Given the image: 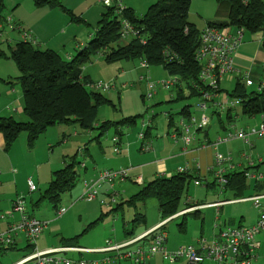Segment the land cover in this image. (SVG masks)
Listing matches in <instances>:
<instances>
[{
    "label": "rangeland",
    "instance_id": "obj_1",
    "mask_svg": "<svg viewBox=\"0 0 264 264\" xmlns=\"http://www.w3.org/2000/svg\"><path fill=\"white\" fill-rule=\"evenodd\" d=\"M41 1V2H40ZM45 0H3V12H2V20L0 26V62L3 64V68L7 70L6 62L4 60L10 61L12 64L13 72L18 71V67L14 60L8 58L6 55H9L11 52V48L16 45L15 37H12L11 31L20 33L24 37L25 33L33 34L31 31L33 27L43 26V28H48L50 33L49 40L42 39L41 48H55L59 50L63 57L69 59L66 54H71V60L77 55L78 50L76 47L77 42H80L76 35H81L83 37L87 36V33H92L97 27V23L102 15V11L106 9V7L99 2V0H59V4L55 6H50L44 2ZM208 1V2H207ZM122 4L131 5L135 12L139 15L143 14L151 4L156 2V0H121ZM39 3V4H38ZM212 4V7H206ZM65 5L64 7L60 6ZM206 5V6H204ZM218 4L216 0H192L190 5V21L198 22V25L201 26L203 20L200 19L202 14L205 13L217 14ZM1 14V13H0ZM75 16L82 17L84 21L78 22L74 19ZM206 16V15H205ZM218 18V17H217ZM202 20V22H200ZM66 27L67 31L63 32L61 28ZM81 33V34H80ZM15 34H13L15 36ZM249 32L245 33V39L249 35ZM35 37V35L33 34ZM48 38V37H46ZM48 44L47 46L45 45ZM89 44V41L83 43L82 46ZM15 67V68H14ZM88 67V68H87ZM86 68V70H85ZM84 70L86 74H89L93 81L95 82H103V83H112L115 81L114 87L108 89H100L99 91L103 92L107 97L112 99L113 104H106L99 106L98 110V119L99 120H112V121H120L125 117L130 115H139L136 120V123L131 126L124 128L123 139L121 148L123 149L122 154L126 153L129 150V145H131L130 150H132L133 155H138L140 152L141 140L139 139L140 132H145L149 125H151V131L154 135H157L158 132L162 133L158 135V138L165 139L164 136L166 132L167 124V116L163 114L164 111H169L174 114V124L170 126V128L175 130V126L178 125L180 121L181 115L177 112L186 104L196 105L199 97L193 96L187 99H177L176 92L166 90V89H158L159 94L155 95L153 98H146L144 95L146 94V81L140 80V74L144 73V75H148L154 81L159 79L166 78L169 74L163 69L161 66H151L149 70H145L141 66V60H122L114 63H108L101 55H95L92 57V60L88 62ZM12 74V73H11ZM10 74V75H11ZM0 79V86L5 87L6 83L9 81V76ZM20 85L18 78H13V83ZM123 83H126L125 87H122ZM19 85L16 86L17 89ZM148 86V84H147ZM234 87V83L230 84L226 87L228 90H232ZM256 86L249 87V91L255 89ZM172 93L174 98L171 100H166L165 95ZM145 98V99H144ZM238 112L240 116L235 121L234 127H228L227 125V133L236 132L237 130L245 129L249 131L253 127H258L261 123L260 115L255 117H249L247 115L242 114V108L236 109L233 113ZM220 125V121L217 117L212 118L211 126L218 127ZM66 133L63 135V138L67 137L70 139L69 142H63L62 133L63 131ZM81 128L78 124H72L71 126L65 124H55L49 126L44 133H42L34 146L28 145V133L26 131H22L17 139L21 137H26L27 145L32 150L35 151L38 159L47 162L49 156L52 154V149L54 155L51 157H55V159L59 158V155L66 151H71L74 149V153L77 152V142L78 137L81 132ZM118 132L114 126H111L105 134L101 136V146L102 149L105 150L103 153L100 150V144L97 145L98 153L101 155H105L106 158L100 161H97L99 164L98 170L105 168H116V159L121 157L120 154L116 153L114 150V144L112 139ZM214 133V130H213ZM79 134V135H76ZM100 131L96 130L94 136L99 135ZM82 135V134H81ZM223 135V136H224ZM264 136L252 134L250 135V142H257L259 152H263L264 144H263ZM156 139V140H161ZM52 142L53 145H49ZM234 143H237L234 145ZM231 141L230 145H234L235 151H237V156L239 159L240 153L243 151L256 153V148H250L249 144H246L244 147H239L241 142ZM232 150V152H233ZM239 153V154H238ZM46 154V155H45ZM73 154V153H72ZM76 154V153H75ZM257 154V153H256ZM96 157V155H95ZM88 159L85 154H77V160L79 162H84ZM92 162V160H91ZM44 163V162H43ZM94 163H91L89 168L93 167ZM81 169V176L78 180V183L75 187L66 193L63 194L62 199L58 205V209L60 207L68 208L67 212L59 216L57 214V208H54L53 203L49 200L45 199L39 203V205H35V201L40 197L41 192L48 186L50 179H47L46 182L42 183V189H37L33 193V201L29 196L26 201V208L28 212H31L36 218L40 219L47 223V227L43 233L40 234L45 237V240L49 242V244H60V240L65 237L73 238L77 237L74 242V245L89 248L92 246L95 248H99L105 245L107 240H113L114 242L118 241L117 238H121L125 235L124 229L132 230L135 225L133 224L134 220H132L128 226L125 228L122 226V222L124 220V216L128 214V208L132 207L125 204L124 208L118 210H112L119 203L124 202L125 194L124 190L119 188V182H115L114 188L110 191H106V186H104L100 190V194L97 200L87 201L84 198H81L82 188H83V177L84 172ZM123 169V168H120ZM116 169V170H120ZM87 178H93L92 175L87 174ZM127 181V180H126ZM36 183V182H35ZM131 184L130 182H128ZM37 184V183H36ZM38 186V184L36 185ZM203 186H196L194 183V179H192L191 184L189 186V191L184 194V200H186L187 194L190 193L192 196H201ZM202 191V192H201ZM116 197V202L109 204L101 203V200H109L111 195ZM256 194L254 188L247 191L245 197L253 196ZM228 197L231 199H238L240 196L227 193ZM123 197V198H122ZM146 210L149 215L154 218H158L160 220V214L158 211V200L156 198H149L145 201ZM228 207L229 212L234 213L236 216V223L239 224L241 221V216L246 217L245 224H250L252 222H256L258 218L259 211L254 206L252 200H246L243 202L229 204ZM108 210L110 213L106 214L103 219L99 221L97 226H93L95 220L102 215V210ZM107 211V212H108ZM19 216V213H15ZM207 213V221L211 219L213 221V217L208 218ZM128 216V215H127ZM132 217L133 216H129ZM225 217V216H224ZM227 217V216H226ZM183 228H181L182 224ZM55 225L57 226L56 228ZM117 226L118 233H114V226ZM136 228V227H135ZM166 231L169 235V243L168 246L170 249L182 245L184 243L190 244L195 243L196 239L201 234V229L198 226V222L194 219L192 214H188L187 216H180L175 219H172L168 222L165 227ZM212 228L211 225L206 224L205 236L207 238L211 237ZM39 236V237H40ZM118 236V237H116ZM39 237L36 240L37 249H42V241H39ZM42 237V238H43ZM107 238V239H106ZM257 239L261 241V248L258 250V257L253 261L252 264H264V230H262L258 235ZM99 246V247H98ZM45 249V248H43ZM32 251V250H31ZM7 252V253H6ZM14 255L18 257L22 255V251L20 250H9L0 252V264H10L11 260L15 258ZM77 256V254H74ZM94 253H85L83 254L85 260H89L87 257H94ZM83 258V257H82ZM151 264H190L185 258L176 261L175 263H170L168 260L164 259L162 254H157L153 256L150 260ZM128 264V263H126Z\"/></svg>",
    "mask_w": 264,
    "mask_h": 264
},
{
    "label": "trees",
    "instance_id": "obj_2",
    "mask_svg": "<svg viewBox=\"0 0 264 264\" xmlns=\"http://www.w3.org/2000/svg\"><path fill=\"white\" fill-rule=\"evenodd\" d=\"M191 1L156 0L142 15L123 4L121 13L114 7H106L89 44L78 49L72 60L66 59L52 48L40 49L29 40L18 42L11 48L9 55H4L14 60L19 69L18 80L24 97V111L28 118L19 121L13 117H0V132L4 135L6 146L10 147L19 134L26 131L28 145L32 147L39 136L55 124H78L83 131L99 130L101 134H105L111 126L117 130L118 126L131 127L136 123L139 115L97 124L99 106L113 102L102 92L88 87L91 80L84 73L83 67L95 55H101L108 63L146 60L150 67L161 66L169 76L179 78L180 82L175 86L178 100L186 98L185 89L190 91L192 97L201 96L205 86L199 81L200 64L195 53L200 43L202 28L189 20ZM216 1L218 15L226 20L210 21L207 25L219 28L231 26L250 34L261 33L264 44V0ZM44 2L55 6L60 1ZM60 6L64 7L61 4ZM123 18H127L138 30L137 35L124 43L121 39ZM74 19L78 22L84 21L78 16ZM31 36L34 38L32 34ZM236 82L235 89L229 94L242 99L243 113L248 116L264 114V89L261 92L248 93L241 79ZM184 112L189 114L187 106L178 113L185 114ZM168 114L169 125L172 126L174 114ZM178 129V125L175 126V132ZM67 161L65 167L54 172L51 182L40 197L41 200L47 199L53 203L57 210L63 194L71 191L81 176V162L77 160V154ZM234 175H228L227 184L231 180L233 187L230 188L236 189V195L245 197L242 194L245 191L243 185L246 176L244 172ZM192 178L189 172L157 177L144 185L127 203L136 205L137 201L156 198L164 220L179 212L181 200ZM137 216L135 222L143 220L140 213H137ZM76 239L77 237L66 239L64 244L74 245ZM11 247L12 245L8 248ZM8 248H0V252ZM29 248L33 246L29 244Z\"/></svg>",
    "mask_w": 264,
    "mask_h": 264
},
{
    "label": "crops",
    "instance_id": "obj_3",
    "mask_svg": "<svg viewBox=\"0 0 264 264\" xmlns=\"http://www.w3.org/2000/svg\"><path fill=\"white\" fill-rule=\"evenodd\" d=\"M3 4H4L3 0H0V13H1L0 22L2 20V12L4 10ZM123 5L132 7L131 5H127L125 3ZM206 7H212V4L210 5L209 3V6H206ZM205 15L202 14L200 18L203 20V22L202 20H200V22H202L201 26L198 25L197 20L195 22L194 21H191V22L195 23L199 28L203 29L210 21H225L226 20L225 17L218 15V10H217V14L216 12L214 14H210L209 12V13H205ZM189 16H190V13H189ZM0 26H1V23H0ZM61 30L63 32L67 31L66 27L61 28ZM31 31L35 35L34 38L37 41L36 45L39 48L43 44L42 39L49 40V37H51L48 31V28H43V26H40V25L38 27H33ZM19 32L20 33L15 34L16 32L11 31L12 37H15L16 44L24 40V37L22 36L21 31ZM245 33L246 31H244L241 43L237 47L236 51L234 52V61H235L236 68H238L244 73L246 72L249 75L250 79L252 80V84L250 85L247 84L246 81H244L240 77L238 78L236 75L229 76V77L227 76L221 83L220 92L216 96L217 100L225 101L226 97L230 96V94L235 89V86L237 83L236 81L238 79H241L242 82L245 84L246 90L248 93L253 92V91L254 92L258 91V83L264 71V44L262 43L263 35L261 33L249 34L247 38L245 39ZM13 34H15V36ZM92 35H93V32L87 33L86 37H83L81 35H76V38L80 42H77L75 48H77V50L82 49L84 47L82 46L83 43L90 41ZM122 42L124 43L123 40ZM45 45L47 46L48 44H46L45 42ZM47 48H50V47L47 46ZM41 49H46V48H41ZM52 49L56 50L55 48H52ZM57 51L59 52V50ZM66 55L68 58H71L72 56L71 54H66ZM4 61L6 62L5 64L7 66V70L3 68V64L2 62H0V79L6 77L7 75H10L11 73L12 74L9 76V81L6 83L7 85H5V87L0 86V117H13L16 120L25 121L27 120L28 117L24 111V97H23L21 85L17 84V82L13 83V78L19 77V70L16 72H13L12 64H10L11 62L8 60H4ZM84 67H83V70H84ZM85 70H84V73L86 74ZM143 74L144 73L140 74V77H139L140 80L147 81L141 78V75ZM86 75H88V77L91 80V84H89L88 87H90L91 89L97 90V91L102 89V88H93L92 85L98 82L93 81L89 74H86ZM112 83L116 85L115 81H113ZM232 83H234L233 89L232 90H228V88L226 89V87ZM17 85H19L20 89L16 88ZM122 85H123L122 87H125L126 83H123ZM251 86H256V88L249 91V87ZM148 88L149 87L147 86V82H146V91L148 90ZM166 90L176 92V96H177L176 87H171L170 89H166ZM185 91H186L185 99L192 97L188 89H185ZM158 94H159V91L157 95ZM165 96H166L165 97L166 100H171L174 98L172 93L166 94ZM197 97H199V100H198L199 102L201 96L197 95ZM196 105L186 104L179 110L181 111L185 106H187L189 110V114H187L186 112H184L185 114L178 113L179 111L177 113L181 115V118L182 116L187 117L190 114H195L197 115V117H199L200 112L196 109ZM216 108H218V110L221 109L219 108V106H216L215 110ZM240 108L242 107L240 106L237 109H240ZM217 111H210V110L207 111V114L210 115V125L206 127L205 129L199 130L198 137H197L198 140L193 142V144L187 147L184 144V141L180 137L176 136V134L174 133L175 130L173 128L172 129L170 128L169 114H168L169 111H164L163 114L167 116L166 129H164V131L166 132L164 136L166 138L165 139L158 138V135H161V137L163 138L162 133H159V132L157 135H154L151 131L152 127L151 125H149V127L145 131V138L141 139L139 137V139L141 140V146H140V149H139L140 152L138 153V155L132 154V150H130L131 145H129L128 147L129 150L126 153L122 154V151H123V149L121 148V145H122L121 141L123 139L122 132L124 131V128H127V127L118 126L117 128L118 133L116 135H118L117 137H119L120 139V148H119V152H116V153L120 154L121 157L116 159L117 160L115 164L116 168H105V169H120V168L128 169L129 176L124 181H120L118 185L119 188L124 190L126 199L124 200V202L119 203L117 207H115L114 209H111L110 211L124 208L125 204L129 205L127 201H129V199L132 196H134L137 192H139V190H141V188L144 185L148 184L149 182H151L157 177H160V176L170 177L179 172H189L193 176L192 179H194V183L195 181H200L199 184H195V185L203 186L202 188L203 193L199 197L198 196L196 197L195 195L191 196L189 193L186 196V200H184V195H183V198L180 203L179 212L164 219L166 221V223L164 224L165 227L167 226L168 222L171 221L172 219H175L182 215L187 216L188 214H192L194 219L198 222V226L201 229V234L194 243V244H197L199 240L205 239V241L208 243L213 238V236L218 232V227L216 225L217 223L219 224L220 222H222V223L235 224L237 218L236 216H234V213L229 212V209H228V207L230 206L229 204H233V203H225V201H227L228 199H231L228 197L227 193L230 192L231 194L236 195V189L230 188V187H233L231 185V180H230V183L227 184V186H224L217 179L216 172L219 167L217 166V163H216V157H217L216 154L218 153L222 155L223 157L231 158V160L224 161L223 164L221 165L222 168L226 169V172L228 175H231V174L236 175L237 173H242L247 169H249L251 172L257 173L259 178H247V177L245 178L244 185H243L245 187V191L243 192L242 195L246 196L245 194L247 193V191H249L252 188H254L256 193H260L264 191V162H261L259 160V158L261 157L264 158V150L263 152H259L257 142L254 141V143L252 142L247 143L246 141L233 135L231 131L229 134H227V136L224 135L228 131L226 130L227 125L228 127H232V124L235 125V121L237 119V118L235 119V117L240 116V114H238L237 112L236 115L235 114L233 115V111L229 113L228 110H221V111L219 110V112ZM242 114H244L243 110H242ZM258 115H260V119L262 122L264 114L261 113ZM130 116H134V115H130ZM255 116L257 115L249 116V117H255ZM215 117H217L218 120L220 121V125L218 127L211 126L212 118H215ZM97 118H98V114H97ZM173 120H174V117H173ZM104 121H108V120L101 121L98 119L97 124H101ZM148 129L150 130L148 131ZM213 130H214V133H213ZM95 131L96 130H91V131L81 130V132L83 133H80V135L76 134V135H79L78 137L79 140L77 142L78 150L75 153L85 154V156L88 157L86 161L80 163V168H82L84 172L83 178L90 177V176H87V174L92 175L91 177H95L99 172H101L102 170H105V169L98 170L99 164L97 163V161H100L106 158L105 155H101L97 151L98 150L97 145L100 144V150L103 153H105V150L102 149V146H101V136L103 134H101L100 132L99 135L94 136ZM119 131L121 133H119ZM65 133L66 131L64 130L62 133L61 141L67 143L70 141V139L67 137V135H66V138H63V135ZM176 133H178V131H176ZM223 137H229V138L226 141L219 142V139ZM156 139H161V140H156ZM231 141H233V143L235 141L236 142L240 141L241 145H238L239 147H244L246 144H249L251 146L250 148H256L257 154L256 153L253 154L252 151L249 153L247 151L239 152L240 153L239 157H241V159H239L237 156V151L233 150L234 145L237 143H234V145L232 146L230 145ZM112 142L115 145L114 138L112 139ZM50 144L53 145L52 142H50L49 145ZM263 144H264V138H263ZM74 149L75 147L71 151L63 152L62 154L59 155L58 159H55V157H51L52 155H54V152L52 149L51 156H49V159H46L48 161L45 162V160L42 161L40 160V158L38 159V156L36 155L35 151H32L28 147L26 137H21L20 139H17L10 147H7L4 135L3 133L0 132V215L11 210L13 207L14 201L19 196H24L26 199L30 196L33 201V193L37 191V189L38 190L42 189V183L46 182L47 179H50V177L53 178L55 171L65 167V165L67 164L66 162H68L67 160H69L71 157L75 155V153L73 152ZM250 157L254 160L253 164H250L248 162V158ZM91 163H94V164H93V167L90 169L89 166ZM80 172H81V169H80ZM29 180H32L35 185L38 184V186H36V189L33 191H31L29 188ZM191 181L187 186V190H186L187 193L189 191L188 189L191 184ZM128 182H130L131 184H129ZM240 186L242 185L240 184ZM235 187H238V185ZM41 194H40V197H41ZM40 197L35 201V205H39V203L43 201L40 199ZM145 201H137L136 205H129L132 207L128 208V214H127L128 216L127 215L124 216L122 226L125 228L126 226H128V224L132 220H136L137 217L139 216V215L137 216V213L138 214L140 213L143 216V220L140 219L137 222L134 221L133 224L135 225L136 228L134 227L132 230L124 229V233L125 231L126 233L123 237L117 238L118 241L122 239L124 240L128 237L141 234L149 230L150 228L155 227L161 221H164L161 216L159 203H158V211L160 214V220H158V218L156 217L154 218L153 216L149 215L148 211L146 210ZM101 203L105 204L102 200H101ZM235 203H238V202H235ZM66 209L68 210V208ZM102 211H103L102 215H100V217L95 220L93 226L97 222L99 223V221L103 219V217L106 214L110 213L107 209L102 210ZM27 212H28V209H27ZM28 213L34 216L31 212H28ZM207 213L209 214L208 218L209 217L214 218L213 221H211V219H208L207 221ZM129 216H133V218ZM19 218L20 216H18L17 214H14V216L12 217H8L3 220L0 219V233L5 232L8 229L9 225L12 222H17ZM240 218H241V221L239 222V224L244 223L243 221H245L246 217L242 215ZM97 224L95 226H97ZM206 224L211 225V228H212V235L209 238L205 236ZM250 224H254V222ZM180 225H181V228H183L182 227L184 226L183 223ZM46 227L44 228V230L46 229ZM56 227L57 226L55 225L54 228ZM114 227L115 228L113 232L117 234L118 228L116 225ZM164 229L166 230V228ZM44 230L42 231V233L44 232ZM43 235L39 237L40 239L39 241L43 242L42 243L43 246H41L42 249L43 248H54V247L65 245L64 244L66 240L65 237H63V239L60 240V244L55 245V244H49V242L45 240V237H43ZM168 243H169V235H168V241H167L168 249L174 250L175 248L180 246L178 245L170 249L168 246ZM190 244H193V243H190ZM89 248H92V246ZM9 250L22 251L21 256L18 257L17 255H14L15 258L11 260L10 262V264H14L15 262L19 261L26 255H28L31 252L32 248H29V243L24 237V235H19L17 239L15 240L14 245H12L11 248H8L3 251L9 252ZM74 254H77V256ZM83 254L85 253L68 252L67 257L75 261L76 264H79V260H81L82 257L83 259L86 258L83 256ZM103 257H104L103 254H95L94 257H87V258L101 259Z\"/></svg>",
    "mask_w": 264,
    "mask_h": 264
},
{
    "label": "built area",
    "instance_id": "obj_4",
    "mask_svg": "<svg viewBox=\"0 0 264 264\" xmlns=\"http://www.w3.org/2000/svg\"><path fill=\"white\" fill-rule=\"evenodd\" d=\"M247 1V0H245ZM105 7H114L119 13L122 12L123 6L121 0H99ZM138 30L127 19H122L121 39L127 42L128 39L137 35ZM244 30L233 28L231 26L219 28L206 25L202 29L200 43L196 50L195 57L200 64L199 81L205 86L202 90L200 101L196 105V109L200 112V116L190 114L187 117L182 116L178 122V133L184 144L190 146L198 140V131L205 129L210 125V115L207 111H217L219 106L221 110L234 111L242 106V99L239 97H226L225 101L216 99L220 92L222 81L228 76L236 75L242 78L247 84H252L249 75L242 72L235 66L234 52L240 45ZM24 39L37 43L31 34L25 33ZM141 66L145 70H149L150 65L146 60H141ZM142 79L147 80L148 90L144 95L146 98H153L158 89H170L180 82L177 76H168L163 79L154 81L148 75H141ZM93 88L108 89L114 87L113 83L98 82L92 85ZM264 89V71L258 83V91ZM186 92V91H185ZM219 110L217 112H219ZM237 111L233 113L236 115ZM239 117V116H238ZM238 117H235L238 118ZM235 125L232 124V127ZM180 133V134H179ZM236 137L251 143L250 135L256 134L264 136V116L258 127H253L249 131L240 129L232 132ZM139 137L145 138V132H140ZM230 137V136H229ZM229 137L219 139V142L228 140ZM114 150L119 152L120 139L114 137ZM146 148V147H145ZM216 163L219 167L216 176L219 182L224 186L228 183V174L221 165L224 161L231 160L230 157H223L216 154ZM264 162V158H259ZM250 164L254 160L248 158ZM247 178H259L257 173L251 172L249 169L244 171ZM129 176L128 169H105L99 172L93 178L83 179V188L81 198L87 201L97 200L100 190L106 186V191H110L115 186V182L124 181ZM200 181H195L199 184ZM29 188L31 191L36 189V185L29 180ZM252 200L254 206L258 209L259 215L254 224H230L217 223L218 232L207 243L205 239L199 240L197 244H182L174 250L167 247L168 234L165 228L166 221H161L155 227L149 230L124 239L121 242L107 240L105 245L99 248H86L77 245H63L54 248L37 249L36 240L46 227L47 223L41 221L35 216L27 212L26 201L24 196H19L13 203L11 210L0 215V219H6L19 213V220L12 222L5 232L0 233V248H8L14 245L19 235H24L29 244L33 246L32 251L15 262L14 264H76L75 261L67 257L68 252L78 253H95L103 254L101 259L79 260V264H150V260L157 254H162L164 259L170 263L185 258L191 264H252L258 257V250L262 244L257 239V235L264 230V191L256 193L253 196L240 197L238 199H228L225 203L243 202ZM102 201L111 205L115 203L116 197L112 194L109 200ZM66 208L60 207L57 210L58 215L66 212Z\"/></svg>",
    "mask_w": 264,
    "mask_h": 264
},
{
    "label": "water",
    "instance_id": "obj_5",
    "mask_svg": "<svg viewBox=\"0 0 264 264\" xmlns=\"http://www.w3.org/2000/svg\"><path fill=\"white\" fill-rule=\"evenodd\" d=\"M85 46H87V44Z\"/></svg>",
    "mask_w": 264,
    "mask_h": 264
}]
</instances>
